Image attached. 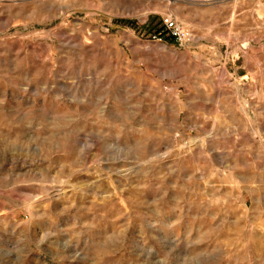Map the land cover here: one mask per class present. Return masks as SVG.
Masks as SVG:
<instances>
[{"label":"rangeland","instance_id":"rangeland-1","mask_svg":"<svg viewBox=\"0 0 264 264\" xmlns=\"http://www.w3.org/2000/svg\"><path fill=\"white\" fill-rule=\"evenodd\" d=\"M0 264H264V0H0Z\"/></svg>","mask_w":264,"mask_h":264},{"label":"built area","instance_id":"built-area-1","mask_svg":"<svg viewBox=\"0 0 264 264\" xmlns=\"http://www.w3.org/2000/svg\"><path fill=\"white\" fill-rule=\"evenodd\" d=\"M163 28L170 37H172L175 41L179 43L184 42L189 37V32L175 20H164Z\"/></svg>","mask_w":264,"mask_h":264}]
</instances>
